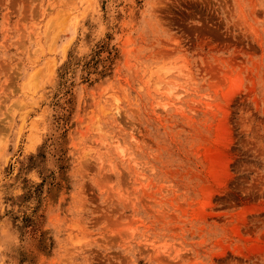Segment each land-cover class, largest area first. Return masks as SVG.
<instances>
[{
	"label": "rangeland",
	"instance_id": "obj_1",
	"mask_svg": "<svg viewBox=\"0 0 264 264\" xmlns=\"http://www.w3.org/2000/svg\"><path fill=\"white\" fill-rule=\"evenodd\" d=\"M0 264H264V0H0Z\"/></svg>",
	"mask_w": 264,
	"mask_h": 264
}]
</instances>
